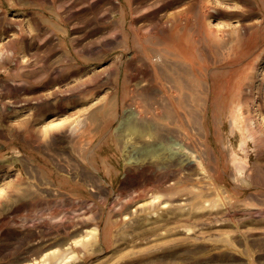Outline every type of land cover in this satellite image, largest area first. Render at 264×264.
<instances>
[{"label":"rangeland","instance_id":"1","mask_svg":"<svg viewBox=\"0 0 264 264\" xmlns=\"http://www.w3.org/2000/svg\"><path fill=\"white\" fill-rule=\"evenodd\" d=\"M0 264H264V0H0Z\"/></svg>","mask_w":264,"mask_h":264},{"label":"bare ground","instance_id":"2","mask_svg":"<svg viewBox=\"0 0 264 264\" xmlns=\"http://www.w3.org/2000/svg\"><path fill=\"white\" fill-rule=\"evenodd\" d=\"M186 158V157H185ZM184 159V158H183ZM192 161V160H191ZM190 164V163H189Z\"/></svg>","mask_w":264,"mask_h":264}]
</instances>
